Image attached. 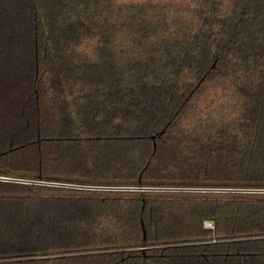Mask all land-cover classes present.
I'll list each match as a JSON object with an SVG mask.
<instances>
[{"label":"trees","instance_id":"obj_1","mask_svg":"<svg viewBox=\"0 0 264 264\" xmlns=\"http://www.w3.org/2000/svg\"><path fill=\"white\" fill-rule=\"evenodd\" d=\"M0 176V264H264V0H0Z\"/></svg>","mask_w":264,"mask_h":264},{"label":"built area","instance_id":"obj_2","mask_svg":"<svg viewBox=\"0 0 264 264\" xmlns=\"http://www.w3.org/2000/svg\"><path fill=\"white\" fill-rule=\"evenodd\" d=\"M2 179H7L5 176H0ZM27 182L29 180H26ZM70 187H79L86 189H99V190H126V189H169L178 191H229L234 188H221V187H205V186H166L160 187H148V186H128V185H98V184H62ZM213 226L212 222L210 221ZM207 226V225H206Z\"/></svg>","mask_w":264,"mask_h":264},{"label":"rangeland","instance_id":"obj_3","mask_svg":"<svg viewBox=\"0 0 264 264\" xmlns=\"http://www.w3.org/2000/svg\"><path fill=\"white\" fill-rule=\"evenodd\" d=\"M154 190H160V189H154ZM167 190H169V189H167ZM205 225L210 226V227L212 226L210 223V220H206Z\"/></svg>","mask_w":264,"mask_h":264}]
</instances>
